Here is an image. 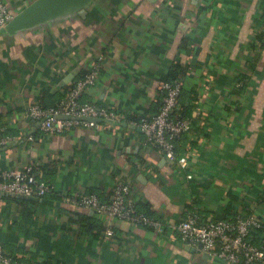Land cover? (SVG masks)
Segmentation results:
<instances>
[{
	"label": "crops",
	"instance_id": "1",
	"mask_svg": "<svg viewBox=\"0 0 264 264\" xmlns=\"http://www.w3.org/2000/svg\"><path fill=\"white\" fill-rule=\"evenodd\" d=\"M3 1L15 16L35 0ZM263 25L264 0H95L85 18L0 37V126L17 138L0 148V176L40 167L53 185L42 198H0V245L14 262L230 264L182 242L175 226L198 209L194 200L203 221L226 207L264 221ZM97 62L98 81L80 102L115 119L45 132L26 116L32 103L58 106ZM175 69L184 105L198 100L193 128L177 143L189 155L186 169L132 124L158 113L160 84ZM117 181L131 185L136 211L161 230L63 200L92 194L109 202ZM85 218L103 225L99 238L84 232Z\"/></svg>",
	"mask_w": 264,
	"mask_h": 264
},
{
	"label": "built area",
	"instance_id": "2",
	"mask_svg": "<svg viewBox=\"0 0 264 264\" xmlns=\"http://www.w3.org/2000/svg\"><path fill=\"white\" fill-rule=\"evenodd\" d=\"M13 17L8 6L0 0V28L5 27ZM262 34L264 37V25ZM100 71L101 64L97 62L91 71L67 92L57 107L43 108L37 103H32L27 108L26 116L41 121L45 132H63L78 125L99 128L101 127L99 122L88 119H115L112 112L100 109L91 103L80 102L84 91L97 83ZM159 90L162 103L158 113L152 117H142L132 124L147 134V142L157 147L166 159L172 164H177L181 169H186L190 158L188 154L183 156L178 154L177 142L192 130L194 120L176 116L182 82L163 81ZM62 116L70 117V119H61ZM16 140L17 138L5 127L0 126V148L7 147ZM0 177V195L42 198L52 192L53 185L45 179L40 167L28 166L21 170L7 171ZM187 178L191 179L192 176L188 175ZM131 191L132 187L128 182L117 181L113 198L109 202H103L98 196L92 194H66L63 200L97 215L161 230L156 221L136 211ZM262 225L263 220L259 217L243 216L240 213L234 220L203 221L198 209L194 208L186 218H182L177 223L175 231L182 242L195 248L201 244L202 251L214 259L230 264H264V246L258 247L250 240L252 231L262 228ZM114 236V228L109 226L105 237L113 239ZM0 262L18 264L4 255L2 245H0Z\"/></svg>",
	"mask_w": 264,
	"mask_h": 264
},
{
	"label": "water",
	"instance_id": "3",
	"mask_svg": "<svg viewBox=\"0 0 264 264\" xmlns=\"http://www.w3.org/2000/svg\"><path fill=\"white\" fill-rule=\"evenodd\" d=\"M95 0H35L3 28L0 37L18 34H35L54 24L85 18ZM61 119H70L62 116ZM89 121L100 122L97 119ZM24 198H26L24 196ZM200 249L202 245H199Z\"/></svg>",
	"mask_w": 264,
	"mask_h": 264
},
{
	"label": "trees",
	"instance_id": "4",
	"mask_svg": "<svg viewBox=\"0 0 264 264\" xmlns=\"http://www.w3.org/2000/svg\"><path fill=\"white\" fill-rule=\"evenodd\" d=\"M259 41H261L262 42V46H264V37H263V34H260ZM181 79H182V75L179 73V71L177 69H175V70H172L168 74V76L165 78V81L178 80V81L181 82L182 81ZM246 80H247V78L245 76H242V75L238 76V81L241 84L240 85L241 87L244 86L242 84ZM185 94L186 93H184V91H183V84H182V92H181V95H180V98H179V107L176 110V116L178 118H182V119H184V118H193L192 117V115H193L192 113H194L195 110H196V108H197V101L198 100L196 99V97H194L192 99V104H190L189 106H185L184 105V102H183V99H182ZM43 108H46V107H43ZM184 136L180 140H178V142L181 141L184 138ZM0 181H1V177H0ZM1 197L4 198V199H12V200H18V199L21 198V197H17V196L11 197L10 195H3V194L0 195V198ZM260 199L261 200H264V196L262 195L260 197ZM194 202H195V205L198 207L199 214L200 215H203L202 213L204 211H203V207L202 208L200 207V205H201L200 201L199 202H196L194 200ZM189 208H191V207H189ZM191 209L193 210L194 208H191ZM238 213L242 214L243 216L252 215V212L247 211V210H244V209L236 210V209H230V208L226 207L225 210L222 211L221 214L217 215V217L215 219H213V220H215V221H217V220H234L235 217H236V215ZM86 220H90V222H88ZM92 220L93 219H90V218H87L86 219L85 218L81 222L82 223L81 224V227L84 230V232L88 233L93 238L97 239V238H99L101 236L102 232L104 231V227H103L102 224H99L98 222H95V221L92 222ZM250 240H251V242L254 245H256L258 247L264 246V221H263L262 228L254 229L252 231ZM2 247H3L4 255L7 256V257H10L14 261L15 260L14 259L15 253L14 252L11 253V252L7 251L5 249V247H8V246H5V245L3 246L2 245Z\"/></svg>",
	"mask_w": 264,
	"mask_h": 264
}]
</instances>
